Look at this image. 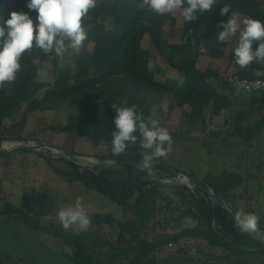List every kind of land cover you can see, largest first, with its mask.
Here are the masks:
<instances>
[{
    "label": "trees",
    "instance_id": "trees-1",
    "mask_svg": "<svg viewBox=\"0 0 264 264\" xmlns=\"http://www.w3.org/2000/svg\"><path fill=\"white\" fill-rule=\"evenodd\" d=\"M217 2L210 12L198 14L196 19L188 23L183 20L181 42L171 44L166 38V27L175 23L174 14L161 17L143 6L141 0H98L97 6L83 20L87 39L78 52L69 50L61 58L54 53L44 54L33 49L23 56L17 79L0 88V146L3 142L23 140L44 142L39 136V128L32 133L26 132L29 117L56 112L62 104H68L74 107L75 114L69 115L66 123L59 125L57 131L85 138L93 147H100L103 143L111 142L112 132L115 131V111L111 104L120 107L136 105L137 112L147 122L151 117L146 110L147 105L161 103L167 96L171 98V108L181 110L183 121L190 126H196L198 121L205 123L208 112L214 117L232 112L226 124L232 123L239 137L250 146L264 131V118L252 124L254 118L264 113V94L242 96V93L232 88L224 73L212 67L199 69L197 58H191L189 54L195 51L197 56L204 45L218 36L222 28L217 25L221 21L226 22L232 12L243 18L264 22V7L261 0ZM27 3L28 0H0V24L10 17L12 11L28 13L35 23L37 12L29 10ZM224 5H231V9L226 16H221L220 9ZM104 19L113 22L109 30L102 26L101 21ZM146 37L155 52L167 56V64L182 77L181 80L166 76L164 81L157 80V72L152 68V54L143 47ZM89 45L93 46L91 51L88 50ZM225 48L226 45L220 42L212 51L209 50L211 57L223 59ZM231 59L234 61L235 73L241 78L264 79V65L253 62L241 69L235 63L234 55ZM67 60L79 69L77 75L73 74L70 66L64 65ZM43 69L50 72L52 81L41 79ZM258 73H262V76H258ZM136 135L137 142L129 143L126 151L119 155H114L110 149L105 155L91 157L100 162L141 161L145 150L140 146L142 137L139 133ZM47 143L52 144V141ZM71 152L81 156L76 151ZM40 155L57 175L68 181H79L89 191L104 194L124 212L120 221L109 215L89 214L93 223H115L118 228L114 243L112 240L105 241L110 250L97 253L99 258L85 251L84 238L87 232L82 234L83 237L49 231L73 248L72 254L64 255L69 264H144L146 258L159 264L158 257L163 248L191 238L235 254V264H245L241 256L247 253L264 256V243L236 230L229 212L217 203L212 207L210 197L197 187H161L152 182L145 171L135 166L90 168L76 165L60 155ZM0 157H3L2 153ZM152 163L159 165L154 169L159 168L169 177L178 174L171 170L163 157ZM263 168L264 161L256 167V174ZM249 176L254 174L249 173ZM155 177L158 180L160 178L159 175ZM201 182L215 191L232 209L230 194L245 185L247 179L239 174L223 172L218 177L208 174ZM164 189L173 190V197H166ZM12 196V192L0 188V217L42 230L39 219L31 221V200L23 197L17 206L13 204ZM239 200L245 202V213L256 214L247 196H240ZM188 221L194 225L185 227ZM136 224L150 225L147 238L133 231L131 226ZM259 229L264 232V216L259 220ZM95 240L98 244V239ZM0 264L28 263L0 247Z\"/></svg>",
    "mask_w": 264,
    "mask_h": 264
},
{
    "label": "rangeland",
    "instance_id": "rangeland-1",
    "mask_svg": "<svg viewBox=\"0 0 264 264\" xmlns=\"http://www.w3.org/2000/svg\"><path fill=\"white\" fill-rule=\"evenodd\" d=\"M261 2L264 7V0ZM174 18L175 23L166 27V38L171 44H179L183 18L180 12L174 13ZM101 22L105 30L112 27V20L104 19ZM143 47L152 54V68L157 72V80L164 76L170 79H182L167 64V56L160 55L153 50L148 37L144 39ZM92 48V45L88 46L89 51ZM213 49L214 46L208 44L197 56L195 51H191L189 56L197 58L198 68L201 70L212 67L220 70L224 75L235 72L234 69H225L226 60L211 57L209 50ZM64 65L70 66L74 75L78 74L79 69L73 66L69 60ZM46 66L49 67V65ZM41 79L52 81V75L43 69ZM256 94L261 95L262 93L257 92ZM241 95L245 96L243 93ZM146 110L151 118L157 119L160 126L167 128L172 136L173 150L167 157H163L171 170L186 173L199 181L208 174L214 177L220 176L223 172L239 174L247 179V183L230 194L233 211H245V202L239 200V197L244 195L249 198L251 207L256 209V215L260 218L264 216V168L259 174H256V167L264 161V131L254 139L250 146H247L239 137L236 128L230 123L226 124L227 121H230L229 116L233 114L232 112H225L221 117H214L208 112L205 123L198 121L196 126H190L183 121L181 110L171 108V98L161 103H150ZM72 114H75L74 107L62 104L56 112L32 115L29 117L30 124L27 133H32L39 128V136L42 141L46 143L52 141L53 145L68 151H76L81 154V157L100 162L91 155H105L111 149V143H103L100 147L95 148L85 138L64 135L57 131L59 125H64L67 117ZM30 142L28 148L41 149L40 152H35L39 155L30 153L25 161V171H27L25 179L17 178L14 186L7 185L5 189L7 192L13 193L12 202L17 206L20 205L23 197L31 200V221L39 219L42 230L29 228L17 220L0 217V247L20 257L28 264H69L64 255L72 254L73 248L68 247L62 238L49 231L59 235L72 236H83L82 234L87 232L86 238H84L85 251L89 255H94L95 258H99L98 255L96 256L97 253L110 250L105 245V241L112 240L114 243L118 234L116 224H96L92 221L87 231H80L75 226L65 230L58 222L57 213L69 205H73L77 197L82 198L88 214L109 215L120 221L124 215L122 208L104 194L87 190L81 182L68 181L57 175L49 167L45 158L40 157V153L46 157H57L58 155L42 148L40 142L33 140ZM155 166L159 165L152 163L148 170L154 176L159 175V180L174 181L176 177H169L159 168L154 169ZM249 173H253L254 176L250 177ZM188 187L193 188V186ZM173 192L170 189L163 190L166 197H173ZM211 205L215 207L216 202L211 200ZM35 212L36 214H34ZM193 225L188 221L185 227ZM131 228L143 238H147L150 234V225L148 224H136ZM260 238L264 239V232H261ZM95 239H98V244ZM159 258L161 264L168 263L170 258L181 264H190L191 262L235 264L236 261L235 254L209 247L205 241L197 238L183 240L175 246L163 248ZM241 259L245 264H264L262 263L264 256L259 253H247L242 255Z\"/></svg>",
    "mask_w": 264,
    "mask_h": 264
},
{
    "label": "clouds",
    "instance_id": "clouds-1",
    "mask_svg": "<svg viewBox=\"0 0 264 264\" xmlns=\"http://www.w3.org/2000/svg\"><path fill=\"white\" fill-rule=\"evenodd\" d=\"M141 3L161 17L180 12L187 23L196 19L198 14L210 12L218 4L217 0H141ZM26 6L37 12L35 23L28 13L12 11L10 17L0 24V88L17 79L23 56L33 49L44 54L54 53L61 58L69 50L78 52L87 39L83 20L97 6V0H28ZM230 9L231 5H224L219 14L226 16ZM217 26L223 29L218 40L224 45H234L235 63L241 69L253 62L264 65V22L254 18H245L241 22L232 12L226 22L221 21ZM255 86L264 87V82L256 81ZM111 108L115 111V131L110 142L114 155L125 152L129 143L135 144L136 133L142 137L140 146L145 151L141 167L145 169L173 150L171 134L160 126L157 119L149 117L146 122L137 112L136 105L120 107L111 104ZM224 208L231 213L230 208L225 205ZM232 216L236 230L258 238L261 236L259 216L243 210L232 213ZM57 219L65 230L75 226L80 231H87L92 223L81 197H77L73 205L60 210Z\"/></svg>",
    "mask_w": 264,
    "mask_h": 264
},
{
    "label": "water",
    "instance_id": "water-1",
    "mask_svg": "<svg viewBox=\"0 0 264 264\" xmlns=\"http://www.w3.org/2000/svg\"><path fill=\"white\" fill-rule=\"evenodd\" d=\"M3 143H5V142H3ZM3 143H1L0 152L3 149L2 148ZM40 145L42 148L48 149L57 155L63 156L66 159L72 161L73 163H75L76 165H79V166L90 167V168H109V167L120 166V165L135 166L138 169L145 171L147 173L148 178L152 182H154L155 184L160 185L161 187H164V188H178L181 186L197 187V188L201 189L206 195H208L211 200H213L218 205H220L223 209H225L224 205L227 206V208H230L229 205L215 191H213L209 186H207L204 183H202L201 181H199L193 177L187 176L183 173H178L176 178L174 179V181H163V180H158L152 174V172L148 170V168L145 169V168L141 167V161L116 160V161L95 162L92 159H88L85 157L78 156V155L72 153L71 151H68V150H66L60 146H57V145L47 144L45 142H40ZM26 150L33 151V152H40L41 149H38V148L36 149V148L31 147V148H27ZM232 213H234V211L231 209V213L229 212V214L232 216ZM252 236L254 238H256L258 241L264 243V239H262L260 237L258 238L254 235H252Z\"/></svg>",
    "mask_w": 264,
    "mask_h": 264
},
{
    "label": "crops",
    "instance_id": "crops-1",
    "mask_svg": "<svg viewBox=\"0 0 264 264\" xmlns=\"http://www.w3.org/2000/svg\"><path fill=\"white\" fill-rule=\"evenodd\" d=\"M238 19L242 22L245 18L238 16ZM219 43L220 41L218 40V36H216L215 38H213L211 42L204 45V47L210 44L214 46L215 48L217 47V45H219ZM233 47L234 45H226L225 55L223 58V60H226V64L224 65L225 69L235 70L234 61H232L231 59V56L234 55ZM257 75L262 76V73H258ZM164 79H165L164 77H160L159 81H164ZM217 92L220 93L219 90ZM167 98L170 99V97H165L164 101L168 100ZM222 115H224V113ZM230 115L232 116V114ZM231 116H229V118ZM262 118H264V113L263 115L259 117L257 116L255 119H253L252 124H256ZM29 124H30V119L27 124L26 132H28L29 130ZM18 142H23L24 143L23 146H17L14 149H10V150L2 149V151L0 152L3 155V157H0V188L5 189L7 185L14 186V182L17 181V178L25 179V176L27 175V171H25V161L28 158L30 153L33 154L35 152L26 150L28 147H30L29 145V143H31L30 140H23V141H18ZM12 199H13V196H12ZM158 260H159V264H161L159 257H158ZM144 264H155V263L151 262V259L146 258L144 261ZM166 264H181V263H176L175 260L170 258L168 263Z\"/></svg>",
    "mask_w": 264,
    "mask_h": 264
},
{
    "label": "built area",
    "instance_id": "built-area-1",
    "mask_svg": "<svg viewBox=\"0 0 264 264\" xmlns=\"http://www.w3.org/2000/svg\"><path fill=\"white\" fill-rule=\"evenodd\" d=\"M224 77L229 82V84L232 86V88H234L237 92L248 94V95L256 94L257 92H261L262 94H264V87L255 86L256 81L264 82V79L261 77H258L256 79H251V80L243 79L240 76H238L235 72H232L230 74H225ZM23 144H24L23 142H5L3 143L2 148L10 150V149H14L17 146H23ZM7 145H12V147L7 148L6 147Z\"/></svg>",
    "mask_w": 264,
    "mask_h": 264
},
{
    "label": "bare ground",
    "instance_id": "bare-ground-1",
    "mask_svg": "<svg viewBox=\"0 0 264 264\" xmlns=\"http://www.w3.org/2000/svg\"><path fill=\"white\" fill-rule=\"evenodd\" d=\"M6 147H7V148H11V147H12V145H7Z\"/></svg>",
    "mask_w": 264,
    "mask_h": 264
}]
</instances>
